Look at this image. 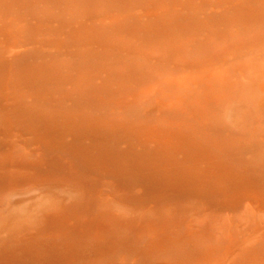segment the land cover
I'll use <instances>...</instances> for the list:
<instances>
[{
	"label": "rangeland",
	"instance_id": "374dc122",
	"mask_svg": "<svg viewBox=\"0 0 264 264\" xmlns=\"http://www.w3.org/2000/svg\"><path fill=\"white\" fill-rule=\"evenodd\" d=\"M58 248L264 264V0H0V264Z\"/></svg>",
	"mask_w": 264,
	"mask_h": 264
},
{
	"label": "bare ground",
	"instance_id": "6f19581e",
	"mask_svg": "<svg viewBox=\"0 0 264 264\" xmlns=\"http://www.w3.org/2000/svg\"><path fill=\"white\" fill-rule=\"evenodd\" d=\"M85 252L73 253L70 249L58 248V250H38L34 253L19 257L12 255L3 264H143L141 261L128 263L124 257L123 260L117 262L115 258L108 260H90ZM102 256V255H101ZM150 264V263H149Z\"/></svg>",
	"mask_w": 264,
	"mask_h": 264
}]
</instances>
